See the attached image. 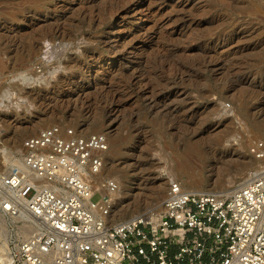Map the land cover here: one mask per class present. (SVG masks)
Returning <instances> with one entry per match:
<instances>
[{"label":"rangeland","instance_id":"obj_1","mask_svg":"<svg viewBox=\"0 0 264 264\" xmlns=\"http://www.w3.org/2000/svg\"><path fill=\"white\" fill-rule=\"evenodd\" d=\"M0 67V148L16 160L52 126L108 136L111 223L159 213L170 180L229 193L258 164L264 0H0ZM15 168L0 159V175ZM1 203L0 264H13L32 231Z\"/></svg>","mask_w":264,"mask_h":264},{"label":"built area","instance_id":"obj_2","mask_svg":"<svg viewBox=\"0 0 264 264\" xmlns=\"http://www.w3.org/2000/svg\"><path fill=\"white\" fill-rule=\"evenodd\" d=\"M109 151L106 134L63 125L23 141V167L0 175L2 211H23L32 226L13 264H264V138L251 148L258 164L231 192H189L170 180L159 213L116 223Z\"/></svg>","mask_w":264,"mask_h":264},{"label":"bare ground","instance_id":"obj_3","mask_svg":"<svg viewBox=\"0 0 264 264\" xmlns=\"http://www.w3.org/2000/svg\"><path fill=\"white\" fill-rule=\"evenodd\" d=\"M22 78L23 79H27V76L23 75ZM5 93H7V91ZM1 158H4L6 160V164H7L8 167H12V166L13 167L16 166L18 168H22L23 167L22 160H20V159L16 160L15 158H13L11 156L10 151H8L7 148H5V147H1L0 148V159ZM129 166H131V165H129ZM119 172H120L119 170L115 171L116 174H120ZM121 173H123V172H121ZM8 174H9V172L7 171L4 175H8ZM153 190H154V192H155L154 194L156 196V195L159 194V192H161L162 189H161V187L158 186V187H153ZM117 198H118V196H117ZM3 203H6V202H3ZM127 208L128 207H124L123 209L117 210V212H116L117 215H119V216L125 215V213L127 212ZM113 213H114V211H113ZM149 216L151 217V216H153V214H150ZM19 217H21V218L25 217L26 219L28 218L27 215L23 211L21 212ZM20 231H21V234H23V235L24 234H29L32 231V226H30V225L29 226H24V227H22L20 229Z\"/></svg>","mask_w":264,"mask_h":264}]
</instances>
